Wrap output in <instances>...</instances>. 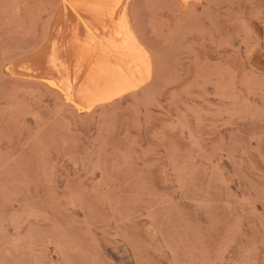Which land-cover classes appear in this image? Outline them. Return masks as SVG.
I'll use <instances>...</instances> for the list:
<instances>
[{"label":"rangeland","instance_id":"1","mask_svg":"<svg viewBox=\"0 0 264 264\" xmlns=\"http://www.w3.org/2000/svg\"><path fill=\"white\" fill-rule=\"evenodd\" d=\"M55 2L0 0V264H264V0H131L154 78L90 110L9 70Z\"/></svg>","mask_w":264,"mask_h":264},{"label":"bare ground","instance_id":"2","mask_svg":"<svg viewBox=\"0 0 264 264\" xmlns=\"http://www.w3.org/2000/svg\"><path fill=\"white\" fill-rule=\"evenodd\" d=\"M130 1L56 0L43 36L10 73L45 83L82 110L150 84L153 55L131 22Z\"/></svg>","mask_w":264,"mask_h":264}]
</instances>
